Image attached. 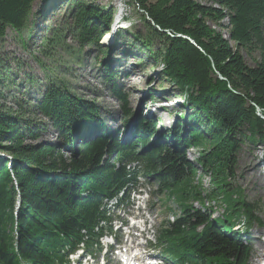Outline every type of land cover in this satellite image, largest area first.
I'll use <instances>...</instances> for the list:
<instances>
[{
    "label": "trees",
    "instance_id": "trees-1",
    "mask_svg": "<svg viewBox=\"0 0 264 264\" xmlns=\"http://www.w3.org/2000/svg\"><path fill=\"white\" fill-rule=\"evenodd\" d=\"M35 1L0 0V38L8 28L18 35L30 31ZM207 1L213 4L129 2L142 14L153 40L138 32L133 34L135 44L149 50L154 68H160L161 76L178 89L175 97L192 110L186 135L182 119L172 133L168 130L173 147L161 143L168 141V131L150 145L158 131L156 122L142 116L137 138L120 143L97 117L95 104L73 93L52 70L38 86L32 110L27 99L17 101L18 109L0 103V152L7 155H0V264H59L65 261L66 247L76 248L83 229L94 239L93 230L105 216L102 200L129 181L125 167L116 169L111 163L113 155L120 163L140 160L149 173H155L161 190L178 192L183 215L162 228L159 237L175 264H248L252 247L234 226L244 218L247 229L257 223L264 227V219L256 212L257 204L247 202L230 179L243 144L264 147V0ZM72 2L67 10L71 9L80 48H101L100 32L113 23L114 12L110 8L103 12L89 1ZM209 21L225 28V35ZM122 37L120 32L117 38ZM245 50L259 52L261 60L250 66L241 53ZM104 66L105 79L110 81L117 72L110 61ZM113 92L130 119L127 96L116 84ZM26 113L50 119L57 143L42 142L45 123ZM190 148L201 149L195 163L187 158ZM198 164L211 172L213 187L207 198L225 206L218 218L212 219L194 185ZM193 202L203 205L204 211L193 207Z\"/></svg>",
    "mask_w": 264,
    "mask_h": 264
},
{
    "label": "rangeland",
    "instance_id": "rangeland-1",
    "mask_svg": "<svg viewBox=\"0 0 264 264\" xmlns=\"http://www.w3.org/2000/svg\"><path fill=\"white\" fill-rule=\"evenodd\" d=\"M83 1L86 4L93 2L94 5L102 8L103 12L109 8L114 12V20L110 27L105 28L102 32L99 31L102 38L99 44L101 48L94 45L80 48V42L73 31L75 27L72 23L71 9L67 10L72 0H68L66 4L62 0H36L33 4L34 15L32 14L29 20H33V25L29 23L30 31L24 30L22 34L18 35L12 28H8L5 36L0 38V103L18 109L17 101L27 99L30 101L31 109L38 101V86L46 79V74H50V70H52L56 77L69 83L68 87L73 93L83 100L95 104L97 117L105 124L106 128L113 132L118 129L120 131L119 139H122L126 127L128 128L130 125L129 129L133 130H129V134L135 133L141 115L150 122L156 121L158 131L150 139V143L154 142V138L158 142L164 130L162 126L171 124L170 121L173 122V119L177 123L180 119L184 121L183 135H186L185 132L190 129L191 121L188 117L192 110L184 107L183 99V101H179V98L175 97L179 93L178 89L161 76L160 68H154L156 62L150 58L149 50L144 51L135 44L133 34L138 32L142 36H146L149 41H153L141 20L142 14L139 10L130 5L131 0ZM197 1L205 5L213 4L207 0ZM61 5L62 7H59ZM72 5L75 6L74 1ZM119 14H121V20L117 18ZM114 23L118 25L117 29H115ZM208 24L214 30L225 35L226 29L219 24L210 21ZM223 24L227 25L228 21L224 20ZM120 32L123 37L119 39L117 35ZM110 35L109 42L104 44V39ZM53 40L55 41L53 42ZM153 43L155 42H152L151 51H154ZM241 53L250 66H254L261 60L257 51L247 53L245 50ZM38 60H41L42 63ZM106 61L112 62L111 67L117 72L110 81L106 80L104 75ZM114 84L127 96V108L132 112L130 119H128L129 116H125L123 101L114 95ZM163 91L166 95L165 99L163 98L165 95L161 94ZM151 93L157 94L154 95V99H149ZM168 97L171 100H166ZM160 99L170 103L163 104ZM26 115L32 116V118L37 117L45 123V129L41 133L42 142L57 143V131L53 128L50 119L39 113L36 116L32 113H26ZM174 127L172 126L171 129L173 130ZM97 134H92L91 137L93 138ZM173 142L175 141L168 139L161 143L173 147ZM200 150L190 148L187 154L188 160L193 163L199 160ZM0 155L7 156L1 152ZM236 158L235 174L230 179V183L241 189L247 202L257 204L256 212L261 219H264V147L243 144ZM195 169L194 185L201 191L203 204L212 211V219L218 218L224 214L225 206L217 203V200L210 201L207 198L209 190L213 187L211 172H204L199 164L195 166ZM152 175L156 176L155 173ZM158 188L160 187H154L153 197H158ZM163 192L166 193L168 190ZM168 193L171 199L172 214L168 215L169 211L164 209L163 219L177 220L184 212L182 202L178 201L176 190ZM160 195L162 196V194ZM234 197L238 196L234 195ZM166 199H168L167 196ZM194 206L204 211L197 202H193ZM244 220V218L237 220V225L242 223L241 229L243 225H246ZM249 229L246 242L252 247V251L248 264H257L264 254V227L257 223Z\"/></svg>",
    "mask_w": 264,
    "mask_h": 264
},
{
    "label": "bare ground",
    "instance_id": "bare-ground-1",
    "mask_svg": "<svg viewBox=\"0 0 264 264\" xmlns=\"http://www.w3.org/2000/svg\"><path fill=\"white\" fill-rule=\"evenodd\" d=\"M119 5V4H118ZM118 10V9H117ZM118 18V20H121V14H119V16L117 17ZM115 24V23H114ZM118 24H120V22H118ZM115 29H117L118 28V25H116L115 24ZM114 29V31L116 32V30ZM111 37V35L110 36H108V37H106L105 39H104V44H106V43H108L109 42V38ZM161 94H162V96L163 95H165V93H164V91L163 92H161ZM163 98L165 99L166 98V95L165 96H163ZM163 99V100H164ZM160 100H162V99H160ZM161 101V103H163V104H165V103H170L169 101ZM166 100H171L170 99V97H168V99H166ZM157 105V104H156ZM163 108V107H162ZM164 109V108H163ZM152 111V110H151ZM154 112V111H153ZM149 113H150V111H149ZM156 113V112H155ZM151 115V114H150ZM156 122V121H155ZM171 123H172V121H170ZM169 122V123H170ZM168 123V122H167ZM167 125L168 124H166V125H163L162 126V128H165V127H167ZM154 142H157L156 140H155V138H154ZM262 161H263V159H262ZM262 161H261V163H262ZM263 250H264V248H263ZM257 264H264V254H263V256L261 257V259H260V261L257 263Z\"/></svg>",
    "mask_w": 264,
    "mask_h": 264
},
{
    "label": "water",
    "instance_id": "water-1",
    "mask_svg": "<svg viewBox=\"0 0 264 264\" xmlns=\"http://www.w3.org/2000/svg\"><path fill=\"white\" fill-rule=\"evenodd\" d=\"M113 40H114V39H113ZM220 77L222 78V76H220ZM258 110H259V111H258V112H259V114H261V112H260V109H258ZM263 118H264V117H263ZM0 157H1V156H0Z\"/></svg>",
    "mask_w": 264,
    "mask_h": 264
}]
</instances>
